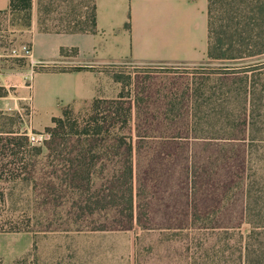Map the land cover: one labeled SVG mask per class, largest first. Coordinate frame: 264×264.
<instances>
[{"label":"rangeland","instance_id":"obj_1","mask_svg":"<svg viewBox=\"0 0 264 264\" xmlns=\"http://www.w3.org/2000/svg\"><path fill=\"white\" fill-rule=\"evenodd\" d=\"M15 2L9 17L0 15V30L35 22L40 32H68L89 20L93 6ZM198 48L197 66L96 64L101 99L76 105L72 120L99 137L32 142L29 135L48 132L33 129L30 102L23 118L1 119L2 132L18 134L0 137V238L11 241L10 251L19 244L35 256L106 258L98 264H243L251 229L245 186L264 187V145L220 139L233 129L218 123L228 113L236 132L245 131L242 108L199 100L203 91L211 96L223 66L208 59L206 38ZM255 72L264 78V66ZM60 112L57 104L38 110L35 121L47 126ZM256 120L264 131V117Z\"/></svg>","mask_w":264,"mask_h":264},{"label":"crops","instance_id":"obj_2","mask_svg":"<svg viewBox=\"0 0 264 264\" xmlns=\"http://www.w3.org/2000/svg\"><path fill=\"white\" fill-rule=\"evenodd\" d=\"M10 5L11 0H0V15L9 17ZM95 6V33L40 32L35 22L27 29L0 30V128L5 117L23 118L26 102L31 103L33 129L41 131L53 127V118L66 108L101 99L100 71L60 73L55 67L123 62L197 66L203 62L197 61L203 38L208 53L207 0H95ZM22 48L31 49L33 58L12 55ZM56 104L60 114L51 116L47 126L37 124L36 112H50ZM6 134L0 130V136ZM10 242L0 238L1 264H98L106 259L29 255L19 244L10 251Z\"/></svg>","mask_w":264,"mask_h":264},{"label":"trees","instance_id":"obj_3","mask_svg":"<svg viewBox=\"0 0 264 264\" xmlns=\"http://www.w3.org/2000/svg\"><path fill=\"white\" fill-rule=\"evenodd\" d=\"M15 1L11 0L10 10L16 6ZM207 1L209 29L207 57L211 62L222 64L223 69L219 75L223 78L210 88L211 96L206 97L203 91L199 93V100L205 105L210 101L221 99L227 109L233 103L236 104L235 107L241 106L245 131L236 132L235 115L228 113L225 117L219 116L218 123L226 121V126L233 129L223 134L220 139L235 141L238 137H246L251 147L264 145V131L259 129L260 121L256 120V116L261 119L264 117L261 116L264 114V78L256 75L255 72L256 68L264 66V0ZM18 4H24L25 8H30L32 0H18ZM92 5L89 20L80 25L75 22L73 25L69 24L67 29L71 30L68 32L95 33V0H92ZM78 27H80L79 30ZM53 71L60 73L96 71V67L83 66L60 70L55 67ZM203 87H205L204 84ZM98 101L97 99L96 102ZM73 113L71 108H66L60 117L53 118L54 126L47 129L51 135V141L53 140V146H66L72 138H77L80 142L82 137L89 139L100 136L98 132L90 133L86 126H81L82 129L79 130L80 126L76 120H72ZM254 127L257 129L254 130ZM206 136L208 135L203 134V138ZM21 137L27 143L29 142V138ZM132 152L131 146L130 155ZM128 170L130 172L128 183L132 185L134 171L130 166ZM129 191L132 192V188ZM245 192V218L251 229L242 251L243 264H264V232H262L264 231V187H261L257 180H250L245 186Z\"/></svg>","mask_w":264,"mask_h":264},{"label":"built area","instance_id":"obj_4","mask_svg":"<svg viewBox=\"0 0 264 264\" xmlns=\"http://www.w3.org/2000/svg\"><path fill=\"white\" fill-rule=\"evenodd\" d=\"M12 55L17 58H33V52L31 49L28 48H22V49H14L12 51ZM30 140L32 142H43V141H48L51 138V135L49 133L44 134V135H29Z\"/></svg>","mask_w":264,"mask_h":264}]
</instances>
